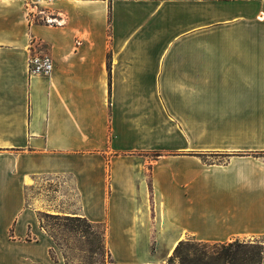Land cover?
<instances>
[{
	"label": "crops",
	"instance_id": "1",
	"mask_svg": "<svg viewBox=\"0 0 264 264\" xmlns=\"http://www.w3.org/2000/svg\"><path fill=\"white\" fill-rule=\"evenodd\" d=\"M42 212L114 264L264 240V0H0V264H66Z\"/></svg>",
	"mask_w": 264,
	"mask_h": 264
},
{
	"label": "rangeland",
	"instance_id": "2",
	"mask_svg": "<svg viewBox=\"0 0 264 264\" xmlns=\"http://www.w3.org/2000/svg\"><path fill=\"white\" fill-rule=\"evenodd\" d=\"M65 216L53 217L50 213H40L42 225L53 236L58 255L66 264H112V258L106 246H103V227L88 228L83 221L66 220ZM83 230L90 231L85 235ZM193 242L195 239L188 238ZM242 244L246 242H261L264 240L249 239L239 240ZM244 242V243H243ZM196 245V244H194ZM248 251L253 247L245 245ZM187 245L184 247L186 250ZM58 258V255H55ZM210 256H204V261H213Z\"/></svg>",
	"mask_w": 264,
	"mask_h": 264
},
{
	"label": "trees",
	"instance_id": "3",
	"mask_svg": "<svg viewBox=\"0 0 264 264\" xmlns=\"http://www.w3.org/2000/svg\"><path fill=\"white\" fill-rule=\"evenodd\" d=\"M52 216L60 217L59 215ZM65 217L66 220L70 221H83L88 228L102 226L103 246L108 248L106 222H92L82 216ZM83 232L85 235L91 234L88 230H83ZM193 243L196 245L192 244L189 240L180 241L168 260L169 264H264V244L259 242H243L244 244H242V242L236 240L230 243H208L196 240ZM186 245L187 248L184 250ZM245 245L253 247L254 250L248 251V247ZM108 251L110 253L109 248ZM204 256H210L214 260L206 262L204 261ZM52 257L56 258L53 253ZM112 264H114L113 258Z\"/></svg>",
	"mask_w": 264,
	"mask_h": 264
},
{
	"label": "built area",
	"instance_id": "4",
	"mask_svg": "<svg viewBox=\"0 0 264 264\" xmlns=\"http://www.w3.org/2000/svg\"><path fill=\"white\" fill-rule=\"evenodd\" d=\"M45 22L59 23L56 17L46 16ZM55 69V62L48 54H33L28 60V70L30 75H50Z\"/></svg>",
	"mask_w": 264,
	"mask_h": 264
}]
</instances>
